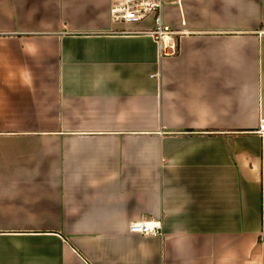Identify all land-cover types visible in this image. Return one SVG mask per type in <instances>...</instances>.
<instances>
[{
  "label": "crops",
  "instance_id": "crops-1",
  "mask_svg": "<svg viewBox=\"0 0 264 264\" xmlns=\"http://www.w3.org/2000/svg\"><path fill=\"white\" fill-rule=\"evenodd\" d=\"M160 1L0 0V264H264V0Z\"/></svg>",
  "mask_w": 264,
  "mask_h": 264
},
{
  "label": "built area",
  "instance_id": "built-area-1",
  "mask_svg": "<svg viewBox=\"0 0 264 264\" xmlns=\"http://www.w3.org/2000/svg\"><path fill=\"white\" fill-rule=\"evenodd\" d=\"M162 2L160 0H114L111 17L119 23H134L155 13L154 27L150 32L155 40L160 57L173 55L177 52L178 41L174 37L171 26L166 23L161 14ZM259 131H264V119L259 123ZM131 233L142 235L162 234V225L152 222H134L130 225Z\"/></svg>",
  "mask_w": 264,
  "mask_h": 264
},
{
  "label": "rangeland",
  "instance_id": "rangeland-1",
  "mask_svg": "<svg viewBox=\"0 0 264 264\" xmlns=\"http://www.w3.org/2000/svg\"><path fill=\"white\" fill-rule=\"evenodd\" d=\"M12 25H14V23H11ZM45 24V23H44ZM121 26L122 27H126V28H129V29H142L143 27H144V25H142V22L141 21H139V22H134V23H121ZM4 28L3 27H0V30L2 31ZM1 34V33H0ZM151 36V35H150ZM0 37H3V36H0ZM55 48H51V47H49L48 48V50H47V55H45L43 58H45L44 59V64L43 65H45V64H49V65H51L52 63H51V58L54 56V52H55ZM42 58V57H41ZM35 59H37V58H35ZM39 60V59H38ZM29 61H30V59H29ZM31 61H32V59H31ZM38 63V62H37ZM44 70L46 71L47 70V68L44 66ZM47 76H48V79L50 80V81H52V77H53V74H52V69H51V67L48 69V73H47ZM2 92H1V90H0V95H2L1 94ZM17 95L19 94L18 92L16 93ZM51 95V90L49 91V96ZM12 98H14V95H12ZM18 98V97H17ZM32 107H33V105H32ZM33 109V108H32ZM33 111V110H32ZM9 112H10V118L9 119H11L12 120V123H13V125H14V123L16 122V120H19V119H22L23 117H24V115L23 114H21L20 113V108H19V105H11L10 106V108H9ZM7 113V112H6ZM8 114V113H7ZM7 114L5 115V116H7ZM12 117V118H11ZM5 118H4V115H3V112L1 111V114H0V122H2L3 120H4ZM20 137V136H19ZM39 138H32V139H30L29 137H27V138H29V140L28 141H26L28 144V148H30L31 146H32V144H30V143H33V145L34 144H41L42 146H46V145H48V143H50L51 142V140H50V138H41V136H38ZM12 139V138H11ZM15 138H13L11 141H15L14 140ZM8 142H9V140H7ZM25 141H23V143H26ZM12 151H14L13 150V148H12ZM41 155H42V153H41ZM48 157H50V156H45V158H44V160L45 159H47ZM17 197V200L16 201H13V200H15V198ZM12 199V201L13 202H16V203H21V206H29V202L28 203H25V201H23V200H20V194H18V195H14L13 197H11Z\"/></svg>",
  "mask_w": 264,
  "mask_h": 264
}]
</instances>
